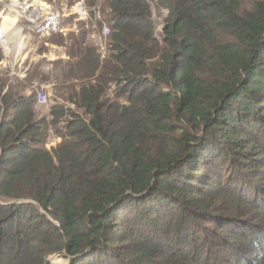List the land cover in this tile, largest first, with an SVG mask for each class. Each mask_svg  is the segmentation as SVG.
Returning a JSON list of instances; mask_svg holds the SVG:
<instances>
[{
	"label": "trees",
	"instance_id": "16d2710c",
	"mask_svg": "<svg viewBox=\"0 0 264 264\" xmlns=\"http://www.w3.org/2000/svg\"><path fill=\"white\" fill-rule=\"evenodd\" d=\"M108 7L109 56L71 44L74 109L0 79V264H264V0Z\"/></svg>",
	"mask_w": 264,
	"mask_h": 264
},
{
	"label": "rangeland",
	"instance_id": "374dc122",
	"mask_svg": "<svg viewBox=\"0 0 264 264\" xmlns=\"http://www.w3.org/2000/svg\"><path fill=\"white\" fill-rule=\"evenodd\" d=\"M40 1L0 0V50L2 53L0 79L7 78L9 83L15 86L20 84L22 90L25 84H27L28 91L30 89L31 93L36 94V97L39 92H46L48 100L44 104H39L38 111L41 116L50 117V111L56 104L60 103L66 105L67 108H75L69 100L70 95L67 96V89L60 88L63 82L65 84L70 83L71 85L75 82L73 77L66 79V76H69L67 74L69 64L75 63L76 66L80 60L79 55H77L78 57H71L73 49L71 44L79 41L80 39L77 38L86 31L88 32L86 40L93 44H98L103 57L109 56L110 51L107 41L110 33H103L102 28L104 26L110 28L109 18L112 12L110 7H108V0ZM41 3L45 4L46 11L41 10L40 6L43 5ZM14 4L20 5L14 6ZM26 4L31 5L27 11L24 10ZM20 6L23 8H20ZM153 10L156 21L159 22L157 35L161 36L162 21L167 12L164 9L156 11L154 8ZM85 12L88 14L87 16L83 15ZM7 15L16 17L17 21L14 29L3 28L4 17ZM42 17L46 19L47 29L44 32H39L38 27L40 26L39 22ZM74 24L78 26V31L72 30ZM14 30H20V36L24 38L22 42H20L18 32L16 33ZM6 40L9 42L6 43ZM62 40L68 43L62 45ZM35 70L37 73H35ZM20 75H22V79L19 77ZM23 79L25 81H22ZM26 90L25 87L23 92L25 91L24 93L29 95L26 93ZM65 119L67 118H63V121ZM61 141L62 137L57 135L55 131H51L45 142V146L51 148ZM250 166L252 168V165ZM0 202L3 203L5 201L0 198ZM138 222L132 225L135 226ZM140 223H143L142 219ZM193 226L194 224L187 223L185 227L190 234L198 233L194 236V239H197V241H194L190 237L192 240L189 241L186 249L196 256L197 251L195 247L201 246L203 236L199 231L201 229L200 226L195 227V230ZM123 231L124 229L121 230V232ZM138 243L142 245L141 241H138ZM49 260L51 264H70L69 258L64 254L51 255Z\"/></svg>",
	"mask_w": 264,
	"mask_h": 264
},
{
	"label": "bare ground",
	"instance_id": "6f19581e",
	"mask_svg": "<svg viewBox=\"0 0 264 264\" xmlns=\"http://www.w3.org/2000/svg\"><path fill=\"white\" fill-rule=\"evenodd\" d=\"M36 1H39V2H41L40 0H36ZM19 2V1H18ZM17 2V3H18ZM43 4V5H42ZM18 5H20V4H14V6H18ZM41 5L43 6H40L41 8V10H45L46 11V7H45V4L44 3H41ZM30 4H26V8H24V10H26L27 11V9H29L30 8ZM20 8H23L22 6H20ZM17 10V9H16ZM32 11V10H31ZM16 12V11H15ZM16 21H17V19H16V17L14 18V17H11V16H9V15H7V16H5L4 17V21H3V28L4 29H7V28H9V29H14L15 28V24H16ZM13 23V24H12ZM16 33L18 32V36H19V39H20V42H22V39H24L22 36H20V30L19 31H16V30H14ZM16 33H15V35H16ZM23 35V34H22ZM8 36V35H7ZM11 37H12V35H11ZM10 38V37H9ZM13 38H14V36H13ZM16 38V37H15ZM6 43H8L9 41L8 40H6L5 41ZM20 42H19V44H20ZM20 47V46H19Z\"/></svg>",
	"mask_w": 264,
	"mask_h": 264
},
{
	"label": "built area",
	"instance_id": "2783aa9c",
	"mask_svg": "<svg viewBox=\"0 0 264 264\" xmlns=\"http://www.w3.org/2000/svg\"><path fill=\"white\" fill-rule=\"evenodd\" d=\"M84 16H87L88 14L85 12L83 13ZM40 26L38 27V31L39 32H44L47 29V25H46V19L44 17L41 18V21L39 22ZM103 32L105 34L110 33V28L107 26H104L103 28ZM48 100V95L46 92L41 91L38 93L37 97H36V101L37 104H44L46 103Z\"/></svg>",
	"mask_w": 264,
	"mask_h": 264
},
{
	"label": "crops",
	"instance_id": "0c3cea01",
	"mask_svg": "<svg viewBox=\"0 0 264 264\" xmlns=\"http://www.w3.org/2000/svg\"><path fill=\"white\" fill-rule=\"evenodd\" d=\"M73 29H75V30L78 31V26H76V24H74L72 30H73ZM63 32H64V31H63ZM64 33H65V32H64ZM103 33H104V32H103ZM56 56H57V55H56ZM56 58H57V57H56ZM28 70H29V69H28ZM26 76H27V75H26ZM26 76H25V77H26ZM19 77L22 79V75H20ZM26 89H27V90H26V93H27V94H31V90L29 89V91H28V87H26Z\"/></svg>",
	"mask_w": 264,
	"mask_h": 264
},
{
	"label": "clouds",
	"instance_id": "9594fccd",
	"mask_svg": "<svg viewBox=\"0 0 264 264\" xmlns=\"http://www.w3.org/2000/svg\"><path fill=\"white\" fill-rule=\"evenodd\" d=\"M47 25V24H46ZM102 31H103V28H102ZM37 102V101H36ZM39 105V104H38Z\"/></svg>",
	"mask_w": 264,
	"mask_h": 264
}]
</instances>
